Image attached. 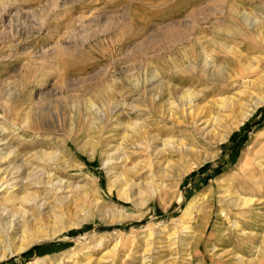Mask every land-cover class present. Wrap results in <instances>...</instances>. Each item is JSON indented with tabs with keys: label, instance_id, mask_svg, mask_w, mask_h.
Here are the masks:
<instances>
[{
	"label": "rangeland",
	"instance_id": "rangeland-1",
	"mask_svg": "<svg viewBox=\"0 0 264 264\" xmlns=\"http://www.w3.org/2000/svg\"><path fill=\"white\" fill-rule=\"evenodd\" d=\"M244 12L263 21L264 0H0V169L24 165L25 177L38 166L63 181L60 193L41 176L14 191L29 217L0 235V264H264V29ZM204 46L222 72L190 68ZM175 85L200 93V117L166 118ZM225 97L241 108L224 112ZM211 116L223 122L204 137ZM138 122L150 148L134 147ZM113 171L135 189L116 188ZM226 190L254 201L229 206ZM193 198L185 239L176 225Z\"/></svg>",
	"mask_w": 264,
	"mask_h": 264
},
{
	"label": "bare ground",
	"instance_id": "bare-ground-1",
	"mask_svg": "<svg viewBox=\"0 0 264 264\" xmlns=\"http://www.w3.org/2000/svg\"><path fill=\"white\" fill-rule=\"evenodd\" d=\"M55 3V2H54ZM57 4V3H56ZM61 6V5H60ZM244 17V21L246 22L247 26H249L250 28H252L255 32L258 33H262L264 26V20L260 21L256 18L251 17L249 14H247L246 12H244L243 14ZM264 18V17H263ZM256 27V28H255ZM200 48V47H199ZM214 49V48H213ZM215 49H217L220 52H228V53H233L234 55H236V58L238 59V61L241 63L243 58H244V53L242 52H235L232 49H230V47L226 44H216L215 45ZM212 52H215L216 50H211ZM231 55V54H230ZM233 55V56H234ZM229 56V55H228ZM198 57H200V59H198ZM197 58L194 59V65L190 66L194 67L195 69H198L199 71H201L202 73H205L207 71L212 72L214 70H222L224 69V66L222 65H218L214 62V58L207 52L206 50V46L201 47V52L199 54ZM220 57V56H219ZM224 57V56H222ZM221 57V58H222ZM230 58V56H229ZM228 58V59H229ZM227 58H224V62H226L228 60ZM231 59V58H230ZM201 60V61H199ZM231 61V60H230ZM228 62V61H227ZM251 62H248V64ZM247 64V63H246ZM247 64V65H248ZM238 65V64H237ZM246 67V66H245ZM188 68V66H187ZM218 68V69H217ZM222 72V71H220ZM217 73V72H216ZM186 79V78H185ZM151 81V80H150ZM180 81V80H179ZM186 84V83H185ZM182 87V86H181ZM179 86H172L170 87V97H169V106L167 108V116L166 118H170V119H176L178 118L179 115H183L185 117H189V115H196L199 116L201 110L204 108V105H201L199 102V98H200V93L188 88H181ZM242 92V91H240ZM244 93V92H243ZM243 96V95H242ZM157 101L160 100V96L157 95L156 96ZM203 99V98H202ZM201 99V100H202ZM235 99V97H234ZM232 97L230 98H222L220 99V108L227 112H235L237 110H235V107L237 106V109H240V105L237 104V102L234 100ZM243 101V100H242ZM263 101V100H262ZM244 102V101H243ZM121 105V104H120ZM164 104H161V106H163ZM122 107V106H121ZM245 107V106H243ZM247 107V105H246ZM245 107V108H246ZM135 109V108H134ZM247 109V108H246ZM245 110V109H244ZM230 113H225L226 115H224L225 117H223V119L227 118ZM202 114V113H201ZM233 114V113H232ZM165 115V113L163 114ZM243 116H247V113H243ZM200 117V116H199ZM163 118V117H162ZM161 118V120H162ZM190 118V117H189ZM209 118V117H208ZM229 118V117H228ZM192 119V118H191ZM190 119V120H191ZM205 120V119H204ZM227 121V119H225ZM229 120V119H228ZM196 121V120H195ZM140 122V121H139ZM137 123L136 126H133V128L135 129V133L139 136V140L134 142V147H138V148H142L144 145H146L147 147L149 146V148L151 147L152 144V139L155 140L156 138L153 137V135H150L148 132H146L143 127L141 126L140 123ZM197 122V121H196ZM202 122V120H201ZM219 122H223L222 118L220 117H214L211 116L209 119H207L205 121V124H203L200 127H197L199 129L198 132H200L201 134H204V137L206 135H208L209 133L215 132L213 125ZM174 123V122H171ZM176 124V123H175ZM198 124V123H197ZM186 125V124H185ZM199 125V124H198ZM221 125V124H220ZM184 126V125H183ZM195 127V125H193ZM211 127V129H209ZM233 127V126H232ZM224 128V127H223ZM197 129V130H198ZM209 129L206 132V130ZM221 129V128H220ZM219 129V130H220ZM227 129V128H226ZM196 130V128H195ZM225 130V129H224ZM230 130V127H229ZM196 132V131H195ZM229 132V131H228ZM227 132V133H228ZM149 134V135H148ZM223 134V133H221ZM214 135V134H213ZM128 136V135H126ZM209 136V135H208ZM215 136V135H214ZM218 136V135H217ZM124 137V136H123ZM199 137V136H198ZM202 137V139L204 138ZM171 138V137H170ZM201 138V137H200ZM221 138V137H220ZM160 139V138H159ZM201 139V140H202ZM210 139V138H209ZM213 139V136H212ZM215 139V138H214ZM218 139V138H217ZM224 137L221 139L223 140ZM167 140V139H165ZM169 140V139H168ZM167 140V141H168ZM225 140V139H224ZM223 140V141H224ZM228 140V139H227ZM162 141V140H161ZM211 141V140H210ZM209 141V143H210ZM208 143V142H207ZM214 143V142H213ZM164 146L167 144L165 141H163ZM156 145V144H155ZM154 145V146H155ZM181 145V144H180ZM167 146V145H166ZM159 147V146H158ZM169 147V146H167ZM171 147V146H170ZM121 148V146H120ZM162 148V147H161ZM187 147H185L186 149ZM193 148V147H192ZM158 149V148H157ZM194 150V148H193ZM191 149V151H193ZM183 151V150H182ZM162 152V151H160ZM180 151H178L179 153ZM187 152V151H186ZM155 153V152H154ZM167 153V152H166ZM46 154V153H45ZM48 154V155H47ZM46 154V157H50V158H54L55 156L50 155L49 152ZM117 154V153H116ZM179 155V154H178ZM125 156V155H124ZM123 156V157H124ZM155 156V155H154ZM153 156V157H154ZM184 156V155H182ZM156 157V156H155ZM180 157V156H179ZM186 157V155H185ZM128 157H126L124 160H128ZM149 158V157H148ZM134 159V158H132ZM186 159V158H185ZM189 159V158H188ZM22 160V159H21ZM119 160V159H118ZM154 160V159H153ZM159 160V159H158ZM49 161V160H48ZM28 163V162H27ZM50 163V162H49ZM168 163V161H167ZM166 163V164H167ZM164 164V163H163ZM165 164V165H166ZM32 165V164H31ZM135 165V164H134ZM164 165V166H165ZM260 165V164H259ZM10 166V165H9ZM8 168H4V169H0V174L5 172V175L3 177L0 178V235L3 234L6 237H10V234L15 233L18 229H19V222L18 219L21 218L22 216H27L29 217V211L24 210V208L18 207L16 201L20 199V195H17L16 193H14L15 190H17L18 187H23L24 185L28 184V183H32L35 180V177H42L41 182L46 183L47 185H51L54 186L55 190L57 191V193H60L61 191H63V187L60 186V183L63 182L61 180L58 181L56 180V178L53 175H44V170H42L41 168H39L38 166H34L33 170L27 173V176L24 177L25 174V167L24 165H20V166H11ZM157 166V164H156ZM167 166V165H166ZM172 166V165H171ZM138 167V166H137ZM152 167V166H151ZM133 168V166H132ZM28 170V169H27ZM132 170V169H131ZM135 170V169H134ZM151 170V169H150ZM262 170V169H261ZM149 171V170H148ZM114 172V173H113ZM111 173H109V175H112L113 178V185L117 188V187H124V185H126L128 182L127 178L124 174L122 173H118L113 171ZM132 173V172H130ZM160 173V171H159ZM133 174V173H132ZM2 175V174H1ZM158 175V174H157ZM169 174H161L160 177L161 178H166L168 177ZM58 177V176H56ZM59 179V178H58ZM135 180V179H134ZM164 180V179H163ZM162 180V181H163ZM158 181V180H157ZM160 181V180H159ZM167 181V180H165ZM139 182V181H137ZM22 183L21 186H19V184ZM156 183V182H155ZM150 183L147 184L146 186V193L147 196L149 197V200H153L157 198V196L160 194L161 192V188L160 186H158L159 184H161V182L158 183ZM163 183V182H162ZM36 185V184H35ZM127 186L130 187L131 190H134L136 187V183L135 182H131L130 184H127ZM38 187V186H37ZM145 187V186H144ZM10 190V191H9ZM54 190V192H55ZM65 190V189H64ZM121 190V189H120ZM141 190V189H140ZM234 191V190H233ZM56 193V192H55ZM37 194V193H36ZM35 193L31 192V191H26V193L23 195V199L25 198L26 201H28L29 203L37 206L40 210L45 209L47 203L45 202V200L43 201L39 195H36ZM141 195V194H140ZM241 195V194H240ZM67 196V195H66ZM64 195H57V199L59 201V203H62V205H66L68 204V197H66ZM135 196V195H134ZM142 196V195H141ZM206 196V195H205ZM93 198V197H92ZM221 198L224 199V201L226 200L227 203H229L230 205H233V207L237 206L238 208L241 207H245L247 205H250L251 203H253L254 199L250 198H242L239 196L238 192H232L231 190H226L221 194ZM141 199V198H140ZM131 200V199H129ZM134 200V198H133ZM158 200V199H157ZM102 201V200H101ZM136 201V200H134ZM140 201V200H139ZM261 201V200H260ZM70 202V201H69ZM137 202V201H136ZM147 202H149L147 200ZM259 202V201H258ZM134 203V202H133ZM140 203V202H139ZM86 204L88 206H91V209H93L94 212H97L101 215H104L106 213H108L107 208L103 207L100 205L99 200H95V199H91L89 197L88 194H86ZM135 204V203H134ZM146 204V203H145ZM197 204V199L193 198L189 204L187 205L186 209L183 212V217L181 219V223L176 225V232L180 231L183 235V237L186 239L189 237V235H191L192 231V225L189 222H185V220L191 219L192 217V213H193V209L195 208V205ZM239 210V209H238ZM42 211V212H43ZM45 213V212H44ZM127 217V216H126ZM33 218V217H32ZM106 219V218H105ZM111 219V218H110ZM30 221L32 219H29ZM22 221V220H21ZM29 221L28 226L31 224V222ZM113 221V220H110ZM235 222V221H234ZM234 224V223H233ZM235 228L238 229L239 231L241 230V226L240 224L236 221L235 222ZM28 228L23 229L24 231H26ZM175 232V233H176ZM246 232V231H245ZM244 232V234H245ZM178 233V232H177ZM241 234V233H240ZM18 235V234H17ZM176 236V235H175ZM19 237V236H18ZM24 238V236L22 237V239ZM16 239V238H15ZM12 240V239H11ZM161 242V241H160ZM159 242V243H160ZM164 242V241H162ZM176 242V241H175ZM184 242V246L187 245L186 241H182ZM166 243V242H165ZM180 243V242H178ZM162 244V243H161ZM164 246V245H163ZM166 246V245H165ZM19 247V246H18ZM116 247V246H115ZM4 248V247H3ZM23 247L17 248L18 250H21ZM25 248V247H24ZM151 247L149 246L148 249H150ZM257 248V247H256ZM114 250V249H113ZM112 250V251H113ZM153 250V249H152ZM3 251V250H2ZM23 251V250H22ZM258 251V249H257ZM115 252V251H113ZM147 252V251H146ZM6 254V252H5ZM5 254L2 252L1 254V258H5ZM222 254V253H220ZM224 255V254H223ZM222 255V256H223ZM107 257V256H105ZM240 258H242V256L240 255ZM239 259V258H238ZM237 259V260H238ZM105 260V259H104Z\"/></svg>",
	"mask_w": 264,
	"mask_h": 264
},
{
	"label": "trees",
	"instance_id": "trees-1",
	"mask_svg": "<svg viewBox=\"0 0 264 264\" xmlns=\"http://www.w3.org/2000/svg\"><path fill=\"white\" fill-rule=\"evenodd\" d=\"M37 248H38V245L34 246L32 249H30V251L27 252V254H28L29 252H31V251L37 249Z\"/></svg>",
	"mask_w": 264,
	"mask_h": 264
}]
</instances>
